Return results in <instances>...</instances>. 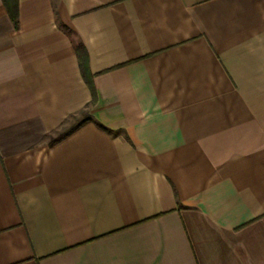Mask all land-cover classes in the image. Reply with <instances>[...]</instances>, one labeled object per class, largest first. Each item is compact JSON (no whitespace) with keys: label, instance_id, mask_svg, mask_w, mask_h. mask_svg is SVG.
I'll return each instance as SVG.
<instances>
[{"label":"crops","instance_id":"0c3cea01","mask_svg":"<svg viewBox=\"0 0 264 264\" xmlns=\"http://www.w3.org/2000/svg\"><path fill=\"white\" fill-rule=\"evenodd\" d=\"M18 10L0 0V264H264V0Z\"/></svg>","mask_w":264,"mask_h":264},{"label":"trees","instance_id":"16d2710c","mask_svg":"<svg viewBox=\"0 0 264 264\" xmlns=\"http://www.w3.org/2000/svg\"><path fill=\"white\" fill-rule=\"evenodd\" d=\"M4 4H5L6 8L8 9V12H9V14H10V16L14 22V25L17 27L18 26V19H19L18 0H4ZM75 49H76V53H77L78 58H79V63H80L82 75H83L86 83L88 84V87H89L91 94H92V103H94L97 100V92H96V87H95L94 80H93L94 73H92L90 66H89V59H88V53H87L86 47L82 42H76L75 43ZM74 116H75V114H72V115H70V117H68V119L71 117H74ZM88 120H91V117L89 116V114L86 117H84L83 119L75 122L67 130L61 132L52 141V143H54L58 140H61L62 138H64L68 134L72 133L73 131H75L78 127H80L83 123L87 122ZM101 126L104 127L103 125H101ZM104 128L107 129L106 127H104ZM107 130H110V129H107Z\"/></svg>","mask_w":264,"mask_h":264},{"label":"rangeland","instance_id":"374dc122","mask_svg":"<svg viewBox=\"0 0 264 264\" xmlns=\"http://www.w3.org/2000/svg\"><path fill=\"white\" fill-rule=\"evenodd\" d=\"M88 115V109L84 108L82 111H79L78 113L75 114L74 117L69 118L62 127L54 134V135H59L61 132L67 130L69 127H71L75 122L78 120L83 119Z\"/></svg>","mask_w":264,"mask_h":264}]
</instances>
